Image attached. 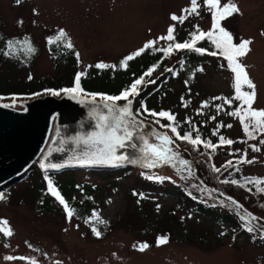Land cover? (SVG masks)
I'll return each mask as SVG.
<instances>
[{
  "label": "rangeland",
  "instance_id": "obj_1",
  "mask_svg": "<svg viewBox=\"0 0 264 264\" xmlns=\"http://www.w3.org/2000/svg\"><path fill=\"white\" fill-rule=\"evenodd\" d=\"M197 3L196 13L190 14L184 10L191 8V0H0V28L9 36H30L39 45L29 67L16 72L10 63L1 64V73L9 78L3 88L20 87L25 76L30 83L44 75L68 77L69 68L58 64L47 48L48 35L61 30L76 46L77 70L97 63L111 68L127 52L144 48L150 41L162 46L168 40L160 38L166 37L170 26H174L173 36L179 41H190L193 32L198 35L197 26L206 32L214 24L213 11L203 0ZM225 3L227 0H221V7ZM234 3L240 11L220 23L232 34L234 43L252 41L251 50L238 59L256 86L253 108L264 109V0ZM173 14L185 19L174 21ZM201 44L217 50L210 39ZM210 53V61L203 65L191 86L173 77L155 104L168 108L181 120L189 115L208 125L225 127L226 136L234 143L213 151L174 142L170 146L177 155L167 163L151 168L128 164L131 168L125 175L104 169L114 167H73L64 169V173L57 171L52 177L46 175L43 184H39L40 179L36 181V169L40 174L43 170L35 162L36 169L32 166L29 174H25L27 169L18 180L0 189V264H264V202L236 193L238 201L224 193L217 181L219 172L215 171L232 161L242 173H264V144L260 143L264 133L246 139L241 120L228 114L240 105L233 99L234 73L223 57ZM174 60L170 56L165 65ZM64 89L69 88L64 87L55 95ZM242 90L250 91L247 86ZM48 93L54 94L44 90L37 96ZM29 98L0 96V104L20 108L21 101ZM225 98L232 99V104H227ZM161 122L165 123V119ZM152 126L160 134L169 135L165 127ZM252 145L260 150L254 151ZM245 156L253 162H244ZM184 160L189 164L184 165ZM49 177L66 202L71 196L66 188L55 184L58 179L102 186L91 198L96 213L106 222L95 223L101 232L99 237L88 220L78 221L74 214L68 217L69 210L46 183ZM138 180L146 182L144 187L153 192L177 183L187 193L212 202L219 213L230 209L242 225L254 230L250 236L235 233L226 220L214 222L202 212L178 206L173 192L158 196L149 193L134 202L126 195V189L135 187ZM75 195L79 197L78 193ZM48 204H58L59 208L48 210ZM172 214L174 222L169 220ZM253 216L257 219L253 220ZM9 228L10 236L6 234ZM162 237H167V242L160 244ZM142 243L149 245L144 251L138 250ZM9 256L26 259H6Z\"/></svg>",
  "mask_w": 264,
  "mask_h": 264
},
{
  "label": "trees",
  "instance_id": "obj_2",
  "mask_svg": "<svg viewBox=\"0 0 264 264\" xmlns=\"http://www.w3.org/2000/svg\"><path fill=\"white\" fill-rule=\"evenodd\" d=\"M13 1L15 2L17 0ZM208 31L211 30H207L206 32ZM60 32L51 33L48 35L47 48L50 53L57 58L56 62L58 64L61 63L63 66L69 68V76L64 78L63 75H44L31 83L26 80L27 77L25 76L24 80L20 84V87L4 89L3 84L8 81L9 78H5L3 73H1V64L4 61L10 63L16 72L18 70L25 69L33 63L39 52V45L30 36H9L0 28V96L16 95L33 97L44 90H52L54 93H58V91L64 87H75V77L78 73H84L80 79V92H86L93 95L102 94L106 96H117L120 95V93L126 88H129L136 79L143 76L144 82L138 86V94L129 97V99H132V107L137 115L144 119H148L152 124L156 125V127L158 126L160 128L163 126V129L165 126L170 124L178 125L177 131L179 132L180 136H183L186 132H190L192 137L195 138L196 135L199 134L201 140L205 143L210 141L212 144L216 145V147L212 149L206 147L205 143H201L196 145V148L201 146L202 148L215 151L218 149V147L226 145H221L219 139L221 136H223L225 139H229L225 134V130L227 128L225 129V127L208 125L204 121L201 122L189 115H186L185 118L181 120L177 118L175 114L172 113L168 108L161 109L155 104L156 98L167 88H169L170 83L174 80L173 77L180 79L181 82L187 87L191 86L196 78V75L203 71L200 70L203 69V65L210 61L208 56L210 52H217V55L223 57L224 62L229 67L228 60L226 57L220 54L218 49H214L212 51V48L209 46L207 47L201 44L202 42H205V40L207 41V37L198 40L195 44L196 48L205 49L203 53L189 49H173L171 54L165 55V53L160 49L167 48L169 43H183L185 41H189H179L177 37L174 36V41H167L162 46L152 45L151 47L146 48L145 51L138 56L134 55L138 50L127 52L123 57L119 58L115 62V65L111 68L96 67V65H98L97 63L87 65L84 70H77L76 65L78 60V52L76 46L68 35L65 38L58 39ZM69 39L72 47L67 46ZM130 55L133 56V58L131 60H127V57ZM170 56L175 57V60L171 64L165 65ZM149 69H152V71L149 75H146ZM160 69H162V71L156 74V72ZM117 102H125V100L121 99ZM161 111L170 112L174 116V121H169L166 117H160L158 115L151 114L152 112L158 114ZM161 119L163 121L165 119V123H162ZM165 128L168 130L169 135L173 137L175 143L193 146L190 142L177 138L175 133H172L171 128ZM259 133L262 134V132H257L254 134V138L258 137ZM247 138L249 137L246 134V139ZM260 140L261 137H259V141ZM34 165L32 166L34 169H36L37 167L35 168L36 165ZM130 168V165L124 164L119 167L104 169L112 170L116 173L122 172V175H125ZM219 169L220 171L217 181L219 187L224 193H228V195L231 197H236V193H240V195L243 197L248 196L250 198L259 200L260 202H264V192L257 191L258 185L245 180V177H247L253 180L259 178L261 181H264V173H242L241 169L238 167V165L236 166L235 163H232L231 165H228L227 163L222 165ZM62 171L64 170L58 172ZM30 172L31 171L29 169L25 174H29ZM58 172L43 171V173L40 174L36 169L34 174L37 178L36 181H39L40 179L41 181L39 184H43V182H45L46 175L52 177ZM61 179L56 180L55 184H58L59 188H66L69 192V195L71 196V200L69 202L65 201V203L68 205L67 210H74L73 214L78 221L86 219L89 223L90 217H92L93 213H96V208L91 202V198L93 196L92 194L99 192L102 186H93L85 182H74L70 178H67V181H63ZM49 180H46L47 184H49ZM233 180H236L237 183H232ZM224 181H227V183ZM36 183L37 182H35V184ZM52 183H54V180ZM142 183L143 180H138L136 181L135 187L132 186L126 189V195L130 200L134 202H140L143 196H146V194L149 193H152V195L155 194L154 196H158L173 192L178 206L186 207L192 211L202 212L214 222L226 220L228 224L231 225L230 227L234 229L235 233H241L243 236H250L252 234L247 230V227L240 223L236 215L231 213L230 209L226 208L223 212L219 213L214 208V204L212 202H207L202 198L187 193L177 183H171L166 187H162L159 189V192H153L152 190L146 189V187H144L146 182L144 184ZM259 187L264 188V182L259 184ZM75 193H78L79 197L81 196V198L77 197ZM234 199L239 201L240 198L236 197ZM49 204L46 209L58 210V204L54 206ZM251 213L249 212V214ZM169 220L173 222L175 221L174 214L170 216ZM95 223H98V221L92 220V222L89 223V226L92 227L95 225ZM158 237L160 238L161 235H158Z\"/></svg>",
  "mask_w": 264,
  "mask_h": 264
},
{
  "label": "snow or ice",
  "instance_id": "obj_3",
  "mask_svg": "<svg viewBox=\"0 0 264 264\" xmlns=\"http://www.w3.org/2000/svg\"><path fill=\"white\" fill-rule=\"evenodd\" d=\"M19 3L20 0H17ZM204 4L209 8L210 11H213V30L204 32L200 31L197 26V32H193L191 34V40L185 41L183 43L175 42L169 43L167 48L160 49L165 53V55L171 54L173 49L182 50L189 49L195 50L203 53L205 49L196 48L195 44L197 40H201L204 38H208L212 40L215 44V47L219 50L220 54L226 57L229 62V68L234 73V88H235V96L233 99L240 101L239 107L228 113L229 115L238 117L243 125V129L249 138H254V134L257 132L264 133V109H256L253 108V103L255 102L256 92H255V84L249 77V74L246 70V66L239 61V57H243L247 55V53L251 50L250 44L251 40H242L239 43H234V38L230 32H228L224 27H222L220 21L225 19L227 16L232 15L233 13H238L240 10L238 6L234 3V0H227V3L221 7V0H203ZM199 7L197 0H191V8L185 9L184 11L191 13H196L197 8ZM172 20H180L181 22L185 19L184 16L178 17L173 14L171 16ZM174 26H170L167 32L166 37H161L160 39H166L168 41H174L173 36ZM67 34L61 30L59 33L58 39L65 38ZM154 41H150L148 44L138 50L134 55H140L145 51L146 48L151 47L154 44ZM68 47H72V44L68 42ZM211 55H217V52L210 53ZM133 56H128L127 60H131ZM96 67H108L107 65L101 63L96 65ZM201 71L203 69H200ZM152 69L148 70L146 75L151 73ZM84 73H78L75 77V87L64 89L63 91L68 93H76L81 91L80 87V79ZM144 82V77L136 79L129 88H126L124 91L117 96H103L102 99L109 101L111 103H105L104 108L107 110V115L100 114L97 117V123L95 126V130L91 133H88L85 137H82V143L85 146L86 151H84L83 156L77 157V160L82 165H95V164H110L113 166H118L119 164L127 161L129 163H136V160H133L129 157L126 152L127 148H135L138 145L134 142L136 139L135 132L137 127L140 124H137L135 120V114L131 110L132 100L129 99L130 96H135L138 94V86ZM247 86L250 91H243V87ZM58 94V93H54ZM93 101L96 100V97L93 96ZM125 100L126 105L117 107L115 102L119 100ZM215 99H220L219 97ZM227 104H232V99L225 98ZM6 107L8 105H5ZM246 106V107H245ZM218 108H222L223 105H218ZM152 115H158L160 117H166L169 121H174V116L170 112L161 111L158 114L155 112L151 113ZM215 119V117H212ZM158 122V121H157ZM165 127L171 128L172 133H175L176 137L182 140H186L190 142L193 146L199 145L201 143H205L201 140L199 134L196 135L195 138L192 137L190 132H186L183 136H180L177 131L178 125H167ZM231 127V125H228ZM156 139L160 141L159 144L151 143L149 139L141 137L143 147L141 148V152L144 156L145 161H151L146 164V167H154L159 162H170L173 157L177 155L176 152L170 147L175 141L172 136H169L167 133L157 134ZM219 142L221 145L228 144L231 145L234 143L231 139H225L223 136L220 137ZM260 143L264 144V140L260 141ZM205 146L208 148L214 149L216 145L212 144L210 141L205 143ZM254 151H259V147L256 145L251 146ZM124 150V151H121ZM184 165H188L189 161H181ZM244 162L252 163V160H247L246 156L244 158ZM228 165L232 164V161L227 162ZM61 164H51L49 167L51 168H59L63 167ZM215 171L219 172L220 169L216 168ZM152 179V177H148ZM157 179H164L163 177H158ZM245 180L250 183H255L258 185L257 191L264 192V188L259 187L264 181H261L259 178L250 179L245 177ZM227 183V181H224ZM49 189L54 196H57L60 199V202L65 204L67 208L68 205L65 203L64 198L60 195V193L55 189L52 184V181L49 180ZM232 183H237L236 180H233ZM231 200V197L228 198ZM159 207V206H158ZM242 207V206H241ZM74 210L68 211V217L70 218L73 215ZM251 216V214H249ZM243 219V217H242ZM253 220L257 219L256 217H252ZM92 220H97L99 223H106L102 218L99 217L98 213H93L92 217L89 219V223ZM4 224L7 221L3 222ZM249 232H252L254 229L252 227H248L245 225ZM93 233L99 237L101 232L98 228L93 225L92 227ZM7 235H12L11 229H7ZM167 237H162L158 243H166ZM135 247V245H134ZM149 245L147 243H142L139 245L138 250L144 251ZM6 259H26L24 257H6ZM56 264H60L59 261Z\"/></svg>",
  "mask_w": 264,
  "mask_h": 264
},
{
  "label": "water",
  "instance_id": "obj_4",
  "mask_svg": "<svg viewBox=\"0 0 264 264\" xmlns=\"http://www.w3.org/2000/svg\"><path fill=\"white\" fill-rule=\"evenodd\" d=\"M103 96L106 95L64 91L59 95L48 93L22 100L20 108L0 104V189L18 180L35 162L43 171L81 166L116 167L110 164L82 165L77 160L86 151L81 138L95 130L98 115L108 114L104 105L111 102L102 99ZM115 104L125 106L126 101H116ZM131 110L137 124L143 122L135 132L134 142L138 146L126 149L129 157L137 162L125 161L119 165L146 167L151 161L144 160L141 137L159 144L156 135L160 133L134 112L132 104ZM51 164L64 166L54 169L49 167Z\"/></svg>",
  "mask_w": 264,
  "mask_h": 264
}]
</instances>
